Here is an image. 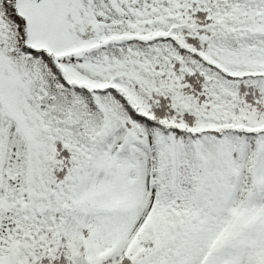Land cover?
<instances>
[{"label": "snow or ice", "instance_id": "1", "mask_svg": "<svg viewBox=\"0 0 264 264\" xmlns=\"http://www.w3.org/2000/svg\"><path fill=\"white\" fill-rule=\"evenodd\" d=\"M0 264H264V0H0Z\"/></svg>", "mask_w": 264, "mask_h": 264}]
</instances>
